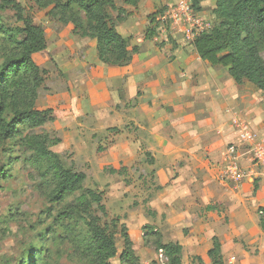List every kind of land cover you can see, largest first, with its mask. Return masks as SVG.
<instances>
[{
  "label": "crops",
  "instance_id": "0c3cea01",
  "mask_svg": "<svg viewBox=\"0 0 264 264\" xmlns=\"http://www.w3.org/2000/svg\"><path fill=\"white\" fill-rule=\"evenodd\" d=\"M145 1L138 6L143 22L149 15L142 10ZM199 15L205 16L202 11ZM206 17L214 19L212 11ZM118 33L131 36L132 46L140 49L145 43L143 30ZM171 40L186 44L180 38ZM91 41L75 39L80 45ZM167 41L158 42L164 44L162 49H141L126 67L101 64L92 44L86 62L77 59L76 73L67 81L80 100L75 117L88 114L95 133L133 122L148 130L153 159L148 168L155 171L156 184L146 204L152 219L143 220L158 228L163 238H176L172 242L182 246V262L191 264L188 256H197L211 264L207 252L216 238L223 264H264L258 216V209L264 208V170L241 157L244 179L232 183L222 176L227 146L238 142L233 119L246 122L264 139L262 95L250 84L237 86L229 76L203 64L197 54L192 57L193 47L183 50L176 44L173 49ZM139 157L141 142L124 139L103 152L99 165L130 167Z\"/></svg>",
  "mask_w": 264,
  "mask_h": 264
},
{
  "label": "rangeland",
  "instance_id": "374dc122",
  "mask_svg": "<svg viewBox=\"0 0 264 264\" xmlns=\"http://www.w3.org/2000/svg\"><path fill=\"white\" fill-rule=\"evenodd\" d=\"M166 1L170 2V0H146V6L142 10L144 13L148 11L149 15L159 12ZM16 2L26 12L31 13L34 23L44 31L46 49L34 55L33 60L38 67L48 71L43 87L31 89V84H27L26 90H29V93L19 102L21 105H27L28 100L35 96L34 108L52 109L55 120L38 129L19 126L18 136L0 144V264H22L23 261L28 262L30 257L33 259V263L30 264L87 263L79 247L85 237L84 226L80 225L77 229L74 226L75 230L70 234L69 230L65 229L66 223L59 224L56 219L64 206L75 203L78 194L65 198L63 202L51 201L55 189L52 172L43 177V171H48L47 166L40 165L37 157L28 149L27 140L30 137L44 135L60 141L59 144L52 146L50 151L60 156L66 168L86 175L84 189H98L104 193L107 217L102 219L101 224L118 218L127 228L140 264H156L157 252L150 243L146 242L143 232L145 225L143 218L148 221L152 219L146 204L156 184L155 171L151 172L148 168L153 160L148 151V145H151L149 142L152 141L148 130L145 127L142 129L135 126L133 122L122 128L116 127L119 129L117 135L107 131L95 133L93 119L88 114L75 117L80 110L78 105L80 100L75 99L73 92L67 86V81L76 73L74 66L77 65V59L86 62L84 57L93 49L92 44L95 42L91 41L86 45L75 43L77 37L71 34V25H62L51 19L47 16L48 10L38 9L27 0H16ZM117 5L131 12L130 16L120 18L117 24L120 33L145 31L147 22L146 20V23L143 22V16H139V8L134 10L118 1ZM198 6L205 14L202 18L212 27L214 19H207L206 15H211L214 0H198ZM113 15L116 16V13ZM0 18V23L5 28L21 27L10 10H0ZM153 40L146 41L144 35L145 43L141 49L147 50L151 46L158 48L159 41L155 44ZM178 46L183 50L192 47L191 44L182 45L180 42ZM12 49L7 39L0 35V68L8 59ZM191 53L192 57H196L194 49H191ZM260 55L264 60V42L260 46ZM216 69L222 72L221 75L228 76L225 68ZM250 85L259 91L255 86ZM129 107H132L131 103ZM243 123L255 134V141L251 146L239 147L238 153L243 158L248 157L250 164L258 171H262L264 167L256 166L254 163V151L256 146L264 145V139L260 138L249 124L244 121ZM235 136H237L236 131ZM124 139L141 142L142 158L139 157L130 167H125L127 171L123 176L110 175L105 169H121V164L101 167L99 158L116 141ZM233 144L239 146L240 142H232ZM254 182L257 183L256 180ZM186 234L187 232L184 231L185 236ZM174 239L176 240L171 235L163 238L165 243ZM116 248L120 254L122 240L119 236ZM186 261L184 259L182 264H186ZM110 264H120V262L115 258Z\"/></svg>",
  "mask_w": 264,
  "mask_h": 264
},
{
  "label": "trees",
  "instance_id": "16d2710c",
  "mask_svg": "<svg viewBox=\"0 0 264 264\" xmlns=\"http://www.w3.org/2000/svg\"><path fill=\"white\" fill-rule=\"evenodd\" d=\"M38 9L48 10L47 16L61 23L71 25V34L81 39L95 42L98 61L106 66L126 67L134 55L141 49L132 46V37H124L117 31L122 16H130L125 8L118 7L117 1L136 10L140 0H27ZM192 8L200 12L198 0H191ZM0 10H10L21 27L5 28L0 23V35L13 47L8 59L0 68V144L18 136L19 126L38 129L54 122L52 109L34 108L35 96L21 105L19 100L26 97L29 90L43 87L48 71L38 67L33 56L46 49V39L42 27L36 25L31 13L26 12L16 0H0ZM147 17L144 35L146 41H152L158 27L157 18L164 12ZM116 13V16L113 14ZM214 24L199 34L191 43L200 61L216 69L225 68L228 76L237 86L250 83L262 93L264 100V60L260 55V46L264 42V0H215ZM1 20V18H0ZM173 49L176 44L171 39ZM160 48L164 44H159ZM170 57L169 54H165ZM172 59V57H170ZM109 133L119 134V129L110 128ZM58 139L49 135L33 136L27 140L28 149L37 157L40 165H46V177L52 172L55 183L53 202H63L65 198L78 194L75 203L66 205L57 215L59 224L66 223L70 234L80 225L85 228V237L80 243L81 253L86 264H110L118 258L120 264H140L135 255L127 228L118 218L101 224L107 217L104 193L98 189H84L86 175L66 168L59 155L50 148L59 144ZM110 175L123 176L127 169L107 168ZM211 210V208H207ZM149 215L151 212L149 211ZM259 227L264 233V208L258 209ZM75 226V228H74ZM144 238L155 251H163L168 264H182L183 248L179 243L167 242L158 228L151 225L143 227ZM122 240V250L118 254L117 237ZM211 264H223L221 246L216 238L212 239V248L207 252ZM191 264H203L200 257L190 258ZM33 263L32 257L28 262Z\"/></svg>",
  "mask_w": 264,
  "mask_h": 264
},
{
  "label": "built area",
  "instance_id": "2783aa9c",
  "mask_svg": "<svg viewBox=\"0 0 264 264\" xmlns=\"http://www.w3.org/2000/svg\"><path fill=\"white\" fill-rule=\"evenodd\" d=\"M191 5V0L166 1L164 12L157 18L158 27L154 41L180 38L185 43L191 44L199 34L210 29L199 12L195 11ZM232 127L237 133L240 145L227 146L222 176L225 181L239 183L244 179L245 173L240 163L241 156L238 149L242 146H251L255 141V134L238 118L232 120ZM254 163L256 166L264 167V145L256 146ZM155 263L168 264L163 251H157Z\"/></svg>",
  "mask_w": 264,
  "mask_h": 264
}]
</instances>
